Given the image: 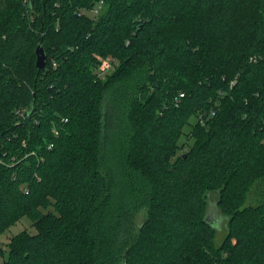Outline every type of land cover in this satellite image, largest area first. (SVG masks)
<instances>
[{"label": "trees", "instance_id": "1", "mask_svg": "<svg viewBox=\"0 0 264 264\" xmlns=\"http://www.w3.org/2000/svg\"><path fill=\"white\" fill-rule=\"evenodd\" d=\"M96 3L0 0V264H264V0Z\"/></svg>", "mask_w": 264, "mask_h": 264}, {"label": "rangeland", "instance_id": "2", "mask_svg": "<svg viewBox=\"0 0 264 264\" xmlns=\"http://www.w3.org/2000/svg\"><path fill=\"white\" fill-rule=\"evenodd\" d=\"M100 12H102V11H100ZM86 14H88L92 18L95 17V13L92 10L87 11ZM107 63H108V65L110 63V66H106ZM101 67L103 70L102 71L103 75H104V73L112 72L114 70V64L110 60L104 61V63L102 64ZM191 121H192V123H195L194 118H192ZM190 130H191L190 126L185 127V132H189ZM183 140L184 139H181L180 144L183 142ZM261 197H262L261 192L258 189L254 188L249 195V199H248L247 203L248 204H256L262 199ZM146 216H147V214H146L145 210L137 212L133 217L135 224L140 225L143 222V220L146 218ZM217 217H219V216L217 215ZM217 221H218V219H216L214 221L215 224L217 223ZM224 223H225V221L223 222L222 220L218 223L219 226L221 227V229L219 230V234H218V240L219 241H221L223 239V237L225 236V234L227 233V228H226ZM24 229H27L31 232H35V228H34V226H32V221L27 217H24L21 221H19L17 224L12 226L5 234H3L0 237V246H2L3 248H7L9 241L14 236V234H16V233H18Z\"/></svg>", "mask_w": 264, "mask_h": 264}, {"label": "water", "instance_id": "3", "mask_svg": "<svg viewBox=\"0 0 264 264\" xmlns=\"http://www.w3.org/2000/svg\"><path fill=\"white\" fill-rule=\"evenodd\" d=\"M36 55H37V67L39 69H44L47 64V52L42 44H39L36 48Z\"/></svg>", "mask_w": 264, "mask_h": 264}, {"label": "built area", "instance_id": "4", "mask_svg": "<svg viewBox=\"0 0 264 264\" xmlns=\"http://www.w3.org/2000/svg\"><path fill=\"white\" fill-rule=\"evenodd\" d=\"M105 0H97L96 5L91 9L94 13H95V17L98 16L100 14V11L104 5ZM85 10H83L84 12ZM89 11V10H88ZM106 66H110V63L108 65V63L106 64ZM107 68V67H106ZM184 94L181 93V96H183Z\"/></svg>", "mask_w": 264, "mask_h": 264}]
</instances>
